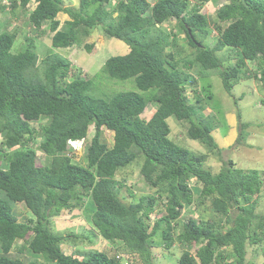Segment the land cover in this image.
<instances>
[{"label": "trees", "instance_id": "obj_1", "mask_svg": "<svg viewBox=\"0 0 264 264\" xmlns=\"http://www.w3.org/2000/svg\"><path fill=\"white\" fill-rule=\"evenodd\" d=\"M204 1L79 0L74 7L62 0H0V12L7 7L16 16L21 8L37 33L43 34L46 25L52 48L79 45L100 25L106 37L129 46L128 52L108 57L94 76L82 77L71 74L70 60L59 51L40 57L38 34L23 33L24 44L14 50L18 29L0 31V264H155L151 247L174 242L185 246L176 264H250V244H261L264 252V212L255 211L262 172L238 167L232 159L223 160L217 172L204 168L207 152L174 141L166 121L173 116L186 122L187 137L220 154L212 134V118L219 116L202 117V96L192 102L185 90L214 74L231 94L242 68L254 63L252 77L264 93V0H226L216 9L213 26L200 11ZM59 12L68 15L62 23ZM171 19L176 32L161 26ZM213 29L217 36L209 45L205 40ZM179 31L191 47L182 58L176 57ZM83 47L92 52L95 43ZM225 48L233 56L221 57L218 51ZM128 78L133 89L100 92L94 82ZM148 105L155 109L145 118ZM43 117L48 120L42 123ZM90 128L86 163H76L67 153L69 144L85 140ZM103 129L112 133L110 146L101 140ZM38 149L45 158L41 166ZM136 165L153 192L136 193L119 179L125 168ZM194 193L199 203L209 200L217 221L180 220L185 207L193 206ZM86 196L87 222L94 235L111 243L112 255L94 247L65 253L66 238L78 242L83 236L53 232L51 217L64 210L73 214ZM15 205L32 215L19 220ZM155 211L161 215L150 223ZM18 244L28 259L10 254ZM191 246H196L193 253Z\"/></svg>", "mask_w": 264, "mask_h": 264}, {"label": "rangeland", "instance_id": "obj_2", "mask_svg": "<svg viewBox=\"0 0 264 264\" xmlns=\"http://www.w3.org/2000/svg\"><path fill=\"white\" fill-rule=\"evenodd\" d=\"M64 6H74L78 7L79 0H62ZM151 3L154 0H149ZM197 0H189L190 4L195 3ZM226 0H206L202 3V8L200 9L201 13H205L210 20V25L215 20V11L216 9ZM33 2L29 4L31 5ZM17 15L14 16L10 13V9L6 7L5 10L0 12V31L8 30L12 31L17 30V38L13 44V49L17 50L20 45L24 44L23 33L30 32L31 35H39L37 38V53L40 57L44 56L46 53L51 50L59 51L60 54L66 56L71 62L72 73H78L82 77H92L94 74L100 72L101 66L104 61L111 55L124 54L128 52L129 46L123 41L116 38L106 37L101 29V25L97 26L91 33V35L84 39L83 42L79 45H74L69 48H52L51 47V33H49L46 25L43 26L44 33L39 34L34 28L27 22L25 17L24 10L17 8ZM21 10V11H20ZM57 19L62 23L67 15L64 13H59L56 16ZM161 26L166 28V31L172 30L176 32L177 23L175 20H166ZM211 35L205 40L206 43L212 45L214 39L217 36L216 30L213 29ZM215 33V35H212ZM178 34V47L179 54L176 55L177 58H182L186 53H189L191 47L186 45L185 34L182 31L177 32ZM85 42H94L95 49L92 52L85 51L83 44ZM185 46V47H184ZM171 46L167 48L170 50ZM221 57H231L233 56L232 50L225 48L221 51H218ZM236 59L231 60V64H235ZM254 63H249L242 68L244 74L240 75V79L234 84L231 94H228L223 88L220 78L217 75H207L204 78H198L197 83L194 87V84L189 85L185 90L187 95L190 98V101L194 102L197 96H202L204 102L203 109L200 110V115L205 117L206 115H212L214 112L219 116V120L212 118V123L215 128L212 131V134L216 137V142L221 148L220 154L209 153L198 140L191 139L186 135L187 123L184 121H177L173 116H169L166 121L170 127L171 138L178 142L180 145L189 148L190 150L196 152H207V159L203 162V167L207 168L213 172H217L219 167L222 164L223 160L232 159L235 162V165L243 168H257L262 172L261 177L263 179V190L260 192L258 197L257 207L255 209L258 213L264 212V93L260 91L257 87V84L252 77V69L254 68ZM248 70L249 72H246ZM254 70V69H253ZM241 72V71H240ZM73 74V76H75ZM194 75V73H192ZM117 83L105 80L101 85L94 80L96 84V89L100 92L107 91L108 89H122L129 88L133 89L135 84L132 78L124 80H115ZM245 93L241 98L240 95ZM211 95V100L208 99ZM236 101V103H235ZM198 106V105H196ZM155 107L148 105L145 108L142 116L147 118L154 111ZM239 114V116H238ZM211 121V118H209ZM48 117L41 118L42 123L46 122ZM221 122H224V126ZM242 123H248V126L242 128ZM33 124H38V122H33ZM241 134V142L236 143V140ZM93 135V129L90 128L88 136L85 140L72 141L69 144V150L67 153H71L73 156V161L80 164H85L86 160L84 158V151L86 149L87 143L90 141V138ZM2 139L0 135V140ZM37 139V137H36ZM39 140V137H38ZM101 140L107 144L111 145L112 142V133L103 129L101 132ZM38 157L36 163L38 166L44 165L45 158L43 153L38 149ZM128 169V170H127ZM119 179H123L126 185L131 186V190H134L136 193L143 192H153V188L149 187L147 182L143 179V176L138 171V167L132 166L125 168L119 176ZM124 191V188H122ZM209 200H204L199 203L198 193H194V204L190 207H185L184 216H181L180 220H183L184 217L192 216L197 219H204L212 221H217V218L214 217V213L210 207ZM17 207V205H15ZM158 207L163 209V205L158 204ZM90 208V198L86 196L83 199L81 204L74 208L73 214L71 212L62 211L60 215L51 217L53 232L58 234H71V235H82L78 242H72V238L68 237L65 239V242L61 244L62 250L65 253L73 252V248L76 250L87 251L89 249L97 248L101 251H106L109 255L114 253L113 248H111V243L107 240H104L98 233L94 235L92 224L87 222L88 214L86 209ZM18 215H20L19 220H25L28 216L32 214L28 212L25 208L18 206L16 208ZM160 211H155L150 216V223L156 217H159L161 214ZM80 215V217H75ZM84 214L87 216L85 218L82 216ZM70 217V218H69ZM224 228V226H223ZM74 245V246H73ZM261 245V244H260ZM259 245V246H260ZM18 245H15L13 252L10 254L14 257H19L21 259H28L29 256L25 251H18ZM256 247V244H250L247 247L246 259L250 264H261L264 260V252L260 247ZM185 246L174 242L169 247H165L163 244H155L151 247L153 254V262L155 264H176L177 258L179 257L182 250ZM196 246H191L188 250L193 253ZM73 249V250H72ZM187 249V248H186ZM229 251V250H227ZM124 256H127V253L121 252ZM136 256V255H135ZM137 257V256H136ZM230 260H234L230 258ZM129 261H125L124 264H127ZM130 263V262H129Z\"/></svg>", "mask_w": 264, "mask_h": 264}, {"label": "clouds", "instance_id": "obj_3", "mask_svg": "<svg viewBox=\"0 0 264 264\" xmlns=\"http://www.w3.org/2000/svg\"><path fill=\"white\" fill-rule=\"evenodd\" d=\"M241 141H239L238 143H240ZM237 143V142H236ZM219 146V145H218ZM194 181H195V179L194 178H191L190 180H189V183H190V185H192L193 183H194ZM125 263V262H124Z\"/></svg>", "mask_w": 264, "mask_h": 264}, {"label": "crops", "instance_id": "obj_4", "mask_svg": "<svg viewBox=\"0 0 264 264\" xmlns=\"http://www.w3.org/2000/svg\"><path fill=\"white\" fill-rule=\"evenodd\" d=\"M59 13H61V12H59ZM59 13H58V14H59ZM62 13H63V12H62ZM64 14H66V13H64ZM66 15H67V14H66ZM67 18H68V15H67ZM67 18H66V19H67ZM66 19H65V20H66Z\"/></svg>", "mask_w": 264, "mask_h": 264}]
</instances>
